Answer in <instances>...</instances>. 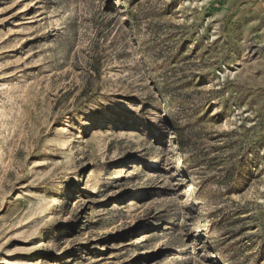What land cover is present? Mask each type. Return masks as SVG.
I'll return each instance as SVG.
<instances>
[{
	"label": "rangeland",
	"instance_id": "obj_1",
	"mask_svg": "<svg viewBox=\"0 0 264 264\" xmlns=\"http://www.w3.org/2000/svg\"><path fill=\"white\" fill-rule=\"evenodd\" d=\"M0 264H264V0H0Z\"/></svg>",
	"mask_w": 264,
	"mask_h": 264
},
{
	"label": "bare ground",
	"instance_id": "obj_2",
	"mask_svg": "<svg viewBox=\"0 0 264 264\" xmlns=\"http://www.w3.org/2000/svg\"><path fill=\"white\" fill-rule=\"evenodd\" d=\"M72 168V169H71ZM69 174L70 175H74V174H76L78 171H79V162L78 161H73L72 163H71V165H70V168H69ZM59 233H61V231L60 230H57ZM32 247V246H31ZM34 249L33 248H31L30 249V252H31V254L32 253H34ZM59 251V250H58ZM58 251H57V249H55V252L56 253H58ZM55 253V254H56Z\"/></svg>",
	"mask_w": 264,
	"mask_h": 264
}]
</instances>
